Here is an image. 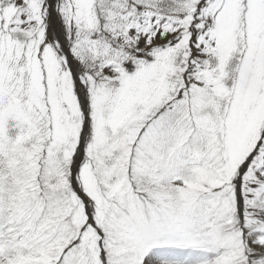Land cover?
I'll list each match as a JSON object with an SVG mask.
<instances>
[{
  "label": "snow or ice",
  "instance_id": "obj_1",
  "mask_svg": "<svg viewBox=\"0 0 264 264\" xmlns=\"http://www.w3.org/2000/svg\"><path fill=\"white\" fill-rule=\"evenodd\" d=\"M0 264H264V0H0Z\"/></svg>",
  "mask_w": 264,
  "mask_h": 264
}]
</instances>
